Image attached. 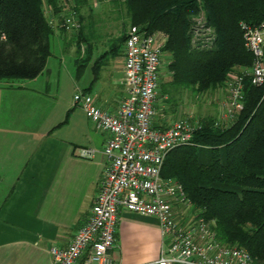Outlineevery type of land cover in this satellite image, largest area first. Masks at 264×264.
I'll return each mask as SVG.
<instances>
[{
  "label": "trees",
  "instance_id": "1",
  "mask_svg": "<svg viewBox=\"0 0 264 264\" xmlns=\"http://www.w3.org/2000/svg\"><path fill=\"white\" fill-rule=\"evenodd\" d=\"M64 1L77 13L86 0H0V81L33 79L44 71L55 32L45 9L58 15ZM114 1L123 6L127 22L109 50L93 61L94 71L108 54H120L126 30L132 27L164 35L168 80L161 78V100L173 90L196 96L225 90L228 77L251 67L252 54L244 46L240 23L251 27L264 23V0ZM198 19L213 31L209 48L192 44ZM92 20L79 18L75 59L79 69L92 60L96 47ZM241 102L242 108L230 117L196 120L200 127L191 142L166 155L160 176L182 185L220 241L246 249L253 264H264V86L244 76Z\"/></svg>",
  "mask_w": 264,
  "mask_h": 264
},
{
  "label": "built area",
  "instance_id": "2",
  "mask_svg": "<svg viewBox=\"0 0 264 264\" xmlns=\"http://www.w3.org/2000/svg\"><path fill=\"white\" fill-rule=\"evenodd\" d=\"M62 4L64 12L58 15L45 9L49 22L55 31H77L80 23L76 12L66 1ZM240 27L252 63L248 70L231 75L225 82L222 106L223 116L228 117L242 108L244 76L256 86H264V23L251 27L241 22ZM202 29L211 34L203 36ZM213 40V31L204 19H198L192 27V44L209 48ZM163 47L164 35L160 32L146 34L135 27L127 31L122 44L125 95L115 114L101 110L87 92L74 94V105L84 111L96 129L109 136L103 148L105 164L98 193L88 218L67 245L50 247L53 264H75L80 257L83 264H116L112 251L117 247L115 228L121 208L158 219L161 250L155 264H253L246 249L217 238L212 223L186 198L179 182L160 176L166 155L189 144L200 127L199 122L186 117L164 128L153 125L164 109L159 97L161 70L167 64ZM94 152V148L82 147L78 154L91 158Z\"/></svg>",
  "mask_w": 264,
  "mask_h": 264
},
{
  "label": "crops",
  "instance_id": "3",
  "mask_svg": "<svg viewBox=\"0 0 264 264\" xmlns=\"http://www.w3.org/2000/svg\"><path fill=\"white\" fill-rule=\"evenodd\" d=\"M110 57L96 71L91 66L92 78L75 83L73 96L87 92L101 110L115 114L125 95L122 46ZM42 75L17 84L0 81V264H53L50 247L67 245L86 222L105 164L108 132L95 128L71 94L59 102L60 88H54L50 96ZM181 118L166 111L153 125L164 128ZM82 147L94 148V155L80 157ZM115 232L116 264H155L161 250L156 217L121 208Z\"/></svg>",
  "mask_w": 264,
  "mask_h": 264
},
{
  "label": "rangeland",
  "instance_id": "4",
  "mask_svg": "<svg viewBox=\"0 0 264 264\" xmlns=\"http://www.w3.org/2000/svg\"><path fill=\"white\" fill-rule=\"evenodd\" d=\"M124 13L123 6L114 0H86L85 3L79 6L78 12L76 13L78 20L79 18H83L86 22L88 18L92 17V21L95 24L94 44H96V47L93 51V55L95 54V57L101 56L106 50L108 51L113 39L119 36L123 30V23L125 24L127 22ZM128 30L129 28L126 32ZM57 31L60 33L65 44L60 42L57 38L59 35H56ZM77 32L78 30L67 32L61 31L60 28H57L50 39L51 54L47 59L42 78L44 80L43 82H45L49 87L50 96L54 95V88H60L57 93L59 102H63L65 100L67 101L70 94L72 99L73 92L75 90V83L82 86L92 78L91 66L93 65L92 68H94L93 63L90 65L84 64V66L80 69L76 67V64L74 63V60L77 58ZM200 34L207 36L211 34V31L202 29ZM80 49L81 55L83 56L85 46H80ZM105 55H107V53ZM110 55L111 54H108L107 56V60H109L108 63H111L112 60ZM165 60H167L166 56ZM161 71L162 80L164 77V81H167L168 75L165 65H163ZM79 75L81 76L79 79L80 82H77L75 78L76 76L79 77ZM101 75V77H103L105 74L101 73ZM11 82L12 84H17L24 82V80H15ZM225 98L226 94L223 88L199 94L197 96L193 95L189 91L173 90L171 91V94L166 97V100L164 98L161 100V102L164 103V109L161 114L164 115V112L168 111V115L171 116L173 111L176 113V116L181 115L182 118H191L192 121L199 120L205 116L213 117L216 121H220V115L225 114V110L222 106Z\"/></svg>",
  "mask_w": 264,
  "mask_h": 264
},
{
  "label": "water",
  "instance_id": "5",
  "mask_svg": "<svg viewBox=\"0 0 264 264\" xmlns=\"http://www.w3.org/2000/svg\"><path fill=\"white\" fill-rule=\"evenodd\" d=\"M262 63H263V69H264V44L262 45Z\"/></svg>",
  "mask_w": 264,
  "mask_h": 264
}]
</instances>
